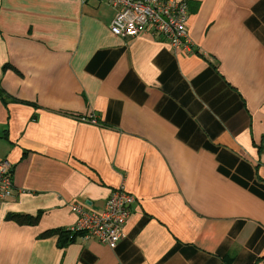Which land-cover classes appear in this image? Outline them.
Masks as SVG:
<instances>
[{
  "label": "crops",
  "instance_id": "0c3cea01",
  "mask_svg": "<svg viewBox=\"0 0 264 264\" xmlns=\"http://www.w3.org/2000/svg\"><path fill=\"white\" fill-rule=\"evenodd\" d=\"M188 4L184 54L97 0H0V264H264V0ZM122 185L117 248L60 246Z\"/></svg>",
  "mask_w": 264,
  "mask_h": 264
},
{
  "label": "built area",
  "instance_id": "2783aa9c",
  "mask_svg": "<svg viewBox=\"0 0 264 264\" xmlns=\"http://www.w3.org/2000/svg\"><path fill=\"white\" fill-rule=\"evenodd\" d=\"M88 1V0H84ZM116 9L110 29L114 35L136 38L149 34L168 42L181 53L191 52L192 41L187 31L189 21L188 0H97ZM14 167L7 160L0 161V206L11 198L14 189ZM135 197L119 186L99 211H86V205L71 204L77 216L75 226L67 232L84 241H97L111 249L124 239V227L131 215ZM76 240V239H75Z\"/></svg>",
  "mask_w": 264,
  "mask_h": 264
},
{
  "label": "trees",
  "instance_id": "16d2710c",
  "mask_svg": "<svg viewBox=\"0 0 264 264\" xmlns=\"http://www.w3.org/2000/svg\"><path fill=\"white\" fill-rule=\"evenodd\" d=\"M12 220L16 221L18 224H21V225H25V224H36L39 220V218H32V217H29V216H22V215H13L10 217ZM55 234V232H49L47 234H45V236H50V235H53ZM56 234H60V238H61V243H60V246H63V245H66L67 243H70V242H74L77 240L78 236H74V239L73 240H70V234L69 232H56ZM76 239V240H75Z\"/></svg>",
  "mask_w": 264,
  "mask_h": 264
}]
</instances>
